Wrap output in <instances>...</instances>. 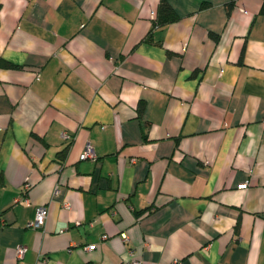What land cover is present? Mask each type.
I'll return each mask as SVG.
<instances>
[{
    "label": "crops",
    "instance_id": "crops-1",
    "mask_svg": "<svg viewBox=\"0 0 264 264\" xmlns=\"http://www.w3.org/2000/svg\"><path fill=\"white\" fill-rule=\"evenodd\" d=\"M161 1L0 0V264H264L262 0Z\"/></svg>",
    "mask_w": 264,
    "mask_h": 264
},
{
    "label": "built area",
    "instance_id": "built-area-1",
    "mask_svg": "<svg viewBox=\"0 0 264 264\" xmlns=\"http://www.w3.org/2000/svg\"><path fill=\"white\" fill-rule=\"evenodd\" d=\"M152 16H153V14H152ZM62 136L64 138H69V135L65 132L62 133ZM79 157L81 159H83V158H95L96 154H95L93 148L90 145H87L85 147V149L80 153ZM29 186H30V184L28 183V181H25L23 184V190L27 191ZM22 200L25 202L28 201V199L26 197H22ZM47 214H48V209L45 205L37 206L35 208L34 218L27 223V226L34 227V228L41 227L45 222ZM125 237H124V239H125ZM25 251H26L25 245H18L16 247V251H15L16 257L18 259L22 258ZM127 264H140V260L136 259V258H131L127 261ZM172 264H182V263L179 259H174Z\"/></svg>",
    "mask_w": 264,
    "mask_h": 264
},
{
    "label": "trees",
    "instance_id": "trees-1",
    "mask_svg": "<svg viewBox=\"0 0 264 264\" xmlns=\"http://www.w3.org/2000/svg\"><path fill=\"white\" fill-rule=\"evenodd\" d=\"M234 2H235V0H229L227 3L228 8H230L234 4ZM158 13L160 16L158 17L157 22H159V23L162 21L164 22V21L172 20L175 18V14H174L172 8L164 0H162L160 2ZM259 13L264 14V0H262L261 6L259 8ZM161 15H163L164 17H161ZM157 22H155V23H157ZM138 112H141V107H138Z\"/></svg>",
    "mask_w": 264,
    "mask_h": 264
}]
</instances>
